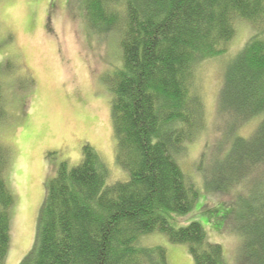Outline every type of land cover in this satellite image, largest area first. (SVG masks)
Wrapping results in <instances>:
<instances>
[{"label":"trees","instance_id":"obj_1","mask_svg":"<svg viewBox=\"0 0 264 264\" xmlns=\"http://www.w3.org/2000/svg\"><path fill=\"white\" fill-rule=\"evenodd\" d=\"M85 9L98 33L120 34L111 113L117 162L129 179L107 184L109 168L89 143L78 165L61 162L46 179L35 241L19 264H170L166 248L139 243L156 230L186 244L195 264H229L202 223L177 217L200 197L180 161L206 123L199 69L229 53L239 20L252 34L225 65L217 111L225 127L213 162L200 169L208 188L238 191L227 226L239 243L233 264H264V0H85ZM259 115L253 132L241 135ZM9 162L0 143V264L15 201Z\"/></svg>","mask_w":264,"mask_h":264},{"label":"rangeland","instance_id":"obj_2","mask_svg":"<svg viewBox=\"0 0 264 264\" xmlns=\"http://www.w3.org/2000/svg\"><path fill=\"white\" fill-rule=\"evenodd\" d=\"M85 13V0H0V143L10 152L5 176L15 200L6 264H19L33 247L47 177L56 174L61 162L78 165L85 144L108 166L107 184L129 179L117 162L111 113V80L123 63L120 34L98 33ZM236 24L229 53L199 69L206 123L180 161L200 197L192 210L177 217L179 224L202 223L208 239L223 246L229 264L239 246L238 238L227 231L238 191L208 188L200 167L213 162V146L225 127L217 113L225 65L252 34L248 22ZM260 117L239 133L248 137ZM139 243L166 248L170 264H195L188 246L172 242L164 232L144 234Z\"/></svg>","mask_w":264,"mask_h":264}]
</instances>
